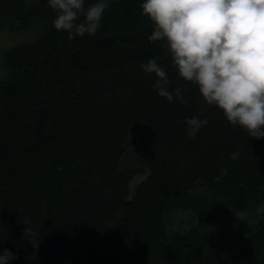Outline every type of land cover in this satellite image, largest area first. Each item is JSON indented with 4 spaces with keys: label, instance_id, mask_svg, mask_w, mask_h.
<instances>
[{
    "label": "trees",
    "instance_id": "obj_1",
    "mask_svg": "<svg viewBox=\"0 0 264 264\" xmlns=\"http://www.w3.org/2000/svg\"><path fill=\"white\" fill-rule=\"evenodd\" d=\"M141 3L113 0L94 35L69 39L47 0H0V33L43 27L3 54L0 242L16 256L8 264H264V138L230 125L178 78L163 42L148 39ZM157 57L186 103L159 96L157 78L141 69ZM193 116L208 123L189 138ZM176 212L191 215L186 229H171ZM239 215L249 222L233 233L242 243L234 252L214 225Z\"/></svg>",
    "mask_w": 264,
    "mask_h": 264
},
{
    "label": "clouds",
    "instance_id": "obj_2",
    "mask_svg": "<svg viewBox=\"0 0 264 264\" xmlns=\"http://www.w3.org/2000/svg\"><path fill=\"white\" fill-rule=\"evenodd\" d=\"M112 2L94 0L85 7L86 0H47L56 13L55 29L69 39L94 35ZM141 9L153 25L148 39L163 42L178 78L196 85L204 102L220 110L230 125L251 138H264V0H142ZM159 59L149 58L140 67L157 78L153 86L159 96L186 103L181 88L169 91ZM185 123L194 138L208 119L193 116ZM238 157L239 152L230 155ZM24 224V237L33 244L36 234L27 220ZM2 244L0 264H8L16 256Z\"/></svg>",
    "mask_w": 264,
    "mask_h": 264
},
{
    "label": "rangeland",
    "instance_id": "obj_3",
    "mask_svg": "<svg viewBox=\"0 0 264 264\" xmlns=\"http://www.w3.org/2000/svg\"><path fill=\"white\" fill-rule=\"evenodd\" d=\"M43 27L41 25H34L28 30L20 33H0V78L5 75L3 54L7 50L20 46L22 44L31 43L36 40L42 33ZM142 178L135 179L131 184L132 187L137 184ZM191 215L189 213L176 212L170 216L171 219V229L172 230H184L191 220ZM248 218L242 215L237 216L235 219L228 223H216L215 231L218 236L223 238L228 244L231 245V250L237 252L241 249L242 243L237 242L233 239V233L241 227L243 224H248Z\"/></svg>",
    "mask_w": 264,
    "mask_h": 264
}]
</instances>
